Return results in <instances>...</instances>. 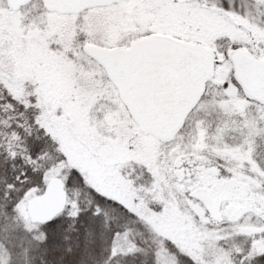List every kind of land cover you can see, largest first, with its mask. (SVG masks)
Returning a JSON list of instances; mask_svg holds the SVG:
<instances>
[{
	"label": "snow or ice",
	"instance_id": "obj_1",
	"mask_svg": "<svg viewBox=\"0 0 264 264\" xmlns=\"http://www.w3.org/2000/svg\"><path fill=\"white\" fill-rule=\"evenodd\" d=\"M0 264H264V0H0Z\"/></svg>",
	"mask_w": 264,
	"mask_h": 264
}]
</instances>
